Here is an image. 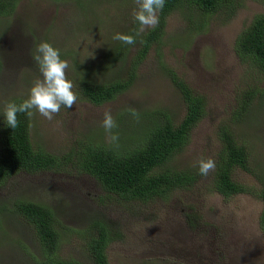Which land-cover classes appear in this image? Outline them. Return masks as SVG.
Instances as JSON below:
<instances>
[{
    "label": "rangeland",
    "instance_id": "1",
    "mask_svg": "<svg viewBox=\"0 0 264 264\" xmlns=\"http://www.w3.org/2000/svg\"><path fill=\"white\" fill-rule=\"evenodd\" d=\"M135 8V0H17L12 13L0 16V119L10 100L27 98L42 78L32 59L41 41L58 48L68 61L67 76L78 95L72 108L62 106L52 120L35 110L28 116L29 140L53 155L66 152L81 137L104 144L114 133L122 138L158 112L176 124L185 108L174 74L202 96L204 112L169 166L199 170L200 159L215 160L217 125L227 123L248 150L247 169L235 166L230 173L245 191L224 198L211 187V171L166 199L142 203L104 192L93 177L70 166L19 171L0 183V264H38L33 227L14 210L15 200L48 206L58 221V256L82 264H92L85 238L93 220L116 232L104 247L108 264H264V233L258 225L262 200L257 195L264 183V103L255 98L245 117L229 121L238 91L252 82V71L235 55L234 41L255 14L264 12V5L238 0L233 9L213 12L176 5L165 14L157 43L136 63L129 85L93 104L76 80L83 74L96 82L126 78L137 43L112 62L111 71L105 70L103 57L116 33L139 29ZM106 110L118 125L112 134L102 126Z\"/></svg>",
    "mask_w": 264,
    "mask_h": 264
},
{
    "label": "trees",
    "instance_id": "2",
    "mask_svg": "<svg viewBox=\"0 0 264 264\" xmlns=\"http://www.w3.org/2000/svg\"><path fill=\"white\" fill-rule=\"evenodd\" d=\"M16 1L0 0V16L12 13ZM258 1L264 5V0ZM237 2L238 0H165L163 10L158 13V26L137 37V49L130 59L126 78L96 82L89 78L90 74H83L76 80L78 90L89 102L100 104L125 89L134 77L136 63L144 57L152 43H157L165 14L176 5L185 4L204 12H213L220 8L233 9ZM129 46L113 39L111 46L104 51L105 70L111 71L112 62H117ZM233 49L237 58L252 71V82L238 91L229 121L245 117L255 98L264 103V12L255 14L240 30ZM171 79L185 108L182 118L176 124L167 113L158 112V115L149 117L145 126L143 124L122 138L118 136L116 141L104 144L89 137H81L59 155H53L39 144L31 143L26 114H18L19 126L16 129L8 126L2 115L0 183L19 171L33 173L47 169L62 170L70 166L77 173L93 177L104 192L123 200L142 203L157 198L162 200L174 190L192 186L200 176L199 170L176 169L170 167L169 162L188 142L191 127L202 117L204 99L174 74H171ZM10 101L19 103L21 100ZM216 137L220 147L216 152V167L212 171L210 184L212 189L227 198L245 191L241 184L231 179L230 173L235 166L247 169L248 150L244 143L237 140L227 123L217 125ZM257 195L262 200L258 225L264 233V183ZM14 210L33 227L40 251L36 261L38 264H82L73 258L58 256V221L48 206L30 200H15ZM114 237L116 232L104 222H91L85 239L92 264H108L104 247Z\"/></svg>",
    "mask_w": 264,
    "mask_h": 264
},
{
    "label": "clouds",
    "instance_id": "3",
    "mask_svg": "<svg viewBox=\"0 0 264 264\" xmlns=\"http://www.w3.org/2000/svg\"><path fill=\"white\" fill-rule=\"evenodd\" d=\"M136 8L133 17L139 24V29L135 34L116 33L114 40L123 44L133 45L137 37L144 33L145 29H155L159 24L158 13L163 10L165 0H135ZM32 59L38 66L42 78L37 79L30 89L27 98L16 101H9L4 109L5 122L12 129L19 126L18 114L32 116L33 110L39 112L48 120H52L54 115L60 112L61 107L72 108L76 104L78 95L74 91L75 85L67 76L69 68L68 61L61 58L60 50L48 41H41L36 45ZM130 114L139 119V112L135 109H128ZM102 126L106 132L112 134L117 122L110 110L104 112ZM113 141L118 140V135L112 134ZM199 174L208 176L215 170L216 163L212 157L199 160Z\"/></svg>",
    "mask_w": 264,
    "mask_h": 264
}]
</instances>
